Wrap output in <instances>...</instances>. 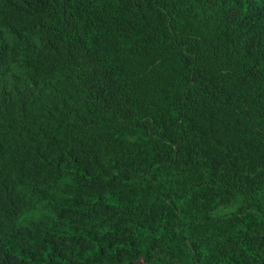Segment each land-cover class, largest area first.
I'll return each instance as SVG.
<instances>
[{"label": "trees", "instance_id": "1", "mask_svg": "<svg viewBox=\"0 0 264 264\" xmlns=\"http://www.w3.org/2000/svg\"><path fill=\"white\" fill-rule=\"evenodd\" d=\"M184 259L264 264V0H0V264Z\"/></svg>", "mask_w": 264, "mask_h": 264}, {"label": "rangeland", "instance_id": "2", "mask_svg": "<svg viewBox=\"0 0 264 264\" xmlns=\"http://www.w3.org/2000/svg\"><path fill=\"white\" fill-rule=\"evenodd\" d=\"M58 89H59L58 86L54 85L46 89L35 90L34 93L36 97L37 96L38 97H49V96L55 95ZM184 264H190V262L184 259Z\"/></svg>", "mask_w": 264, "mask_h": 264}]
</instances>
